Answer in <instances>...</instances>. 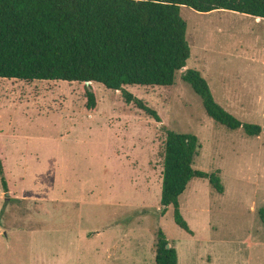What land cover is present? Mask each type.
Returning a JSON list of instances; mask_svg holds the SVG:
<instances>
[{
    "label": "rangeland",
    "instance_id": "374dc122",
    "mask_svg": "<svg viewBox=\"0 0 264 264\" xmlns=\"http://www.w3.org/2000/svg\"><path fill=\"white\" fill-rule=\"evenodd\" d=\"M186 68L215 101L261 132L228 129L204 111L177 71L169 86L127 85L156 122L119 91L78 82L0 78V264H154L160 228L177 264H264V19L180 6ZM193 134V169L215 172L217 193L193 177L178 197L192 234L161 215L165 131Z\"/></svg>",
    "mask_w": 264,
    "mask_h": 264
},
{
    "label": "trees",
    "instance_id": "16d2710c",
    "mask_svg": "<svg viewBox=\"0 0 264 264\" xmlns=\"http://www.w3.org/2000/svg\"><path fill=\"white\" fill-rule=\"evenodd\" d=\"M182 5L264 19V0H0V78L81 83L83 107L91 112L97 106L92 84L100 83L160 122L157 112L125 86H169L183 70L181 80L199 96L211 119L228 129L241 128L247 136L259 135L258 124L242 122L225 110L200 72L185 67L190 49ZM199 147L195 135L166 129L160 214L171 206L173 222L188 234L192 230L180 213L178 197L191 178L206 179L217 193L223 192L215 172L193 169ZM0 183L6 188L1 160ZM258 216L264 228L263 209ZM167 243L158 228L154 264H177L176 250Z\"/></svg>",
    "mask_w": 264,
    "mask_h": 264
},
{
    "label": "water",
    "instance_id": "95a60500",
    "mask_svg": "<svg viewBox=\"0 0 264 264\" xmlns=\"http://www.w3.org/2000/svg\"><path fill=\"white\" fill-rule=\"evenodd\" d=\"M182 69H183V68H182ZM86 84H88V82H86ZM263 132H264V128H263ZM165 246L168 248V247L170 246V244L167 243Z\"/></svg>",
    "mask_w": 264,
    "mask_h": 264
},
{
    "label": "crops",
    "instance_id": "0c3cea01",
    "mask_svg": "<svg viewBox=\"0 0 264 264\" xmlns=\"http://www.w3.org/2000/svg\"><path fill=\"white\" fill-rule=\"evenodd\" d=\"M258 18V17H257ZM259 19H261V18H259Z\"/></svg>",
    "mask_w": 264,
    "mask_h": 264
}]
</instances>
